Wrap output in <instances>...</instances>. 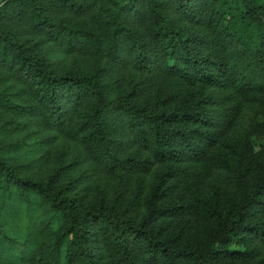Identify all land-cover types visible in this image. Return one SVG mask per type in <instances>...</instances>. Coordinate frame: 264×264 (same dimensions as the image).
<instances>
[{"label": "trees", "instance_id": "trees-1", "mask_svg": "<svg viewBox=\"0 0 264 264\" xmlns=\"http://www.w3.org/2000/svg\"><path fill=\"white\" fill-rule=\"evenodd\" d=\"M264 0H0V264H264Z\"/></svg>", "mask_w": 264, "mask_h": 264}, {"label": "rangeland", "instance_id": "rangeland-1", "mask_svg": "<svg viewBox=\"0 0 264 264\" xmlns=\"http://www.w3.org/2000/svg\"><path fill=\"white\" fill-rule=\"evenodd\" d=\"M257 141H258L257 143H262V142L264 143V140L262 141L261 139H258Z\"/></svg>", "mask_w": 264, "mask_h": 264}]
</instances>
